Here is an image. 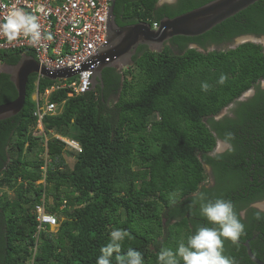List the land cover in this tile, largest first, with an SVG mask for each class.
I'll return each mask as SVG.
<instances>
[{
  "label": "trees",
  "instance_id": "obj_1",
  "mask_svg": "<svg viewBox=\"0 0 264 264\" xmlns=\"http://www.w3.org/2000/svg\"><path fill=\"white\" fill-rule=\"evenodd\" d=\"M211 1L179 0L173 7L157 6L159 0H116V22L152 26ZM245 35L264 36V0L202 36L175 37L171 42L178 53L170 47L160 53L148 50L135 56L123 73L106 68L103 93L100 86L79 96L55 91L49 102L58 105L57 114L43 119L47 142L36 129L37 75H32L23 111L0 121V187L15 193V198H6V192L0 197V263L97 264L111 231L123 229L130 237L120 254L132 249L142 254L144 264H158L162 248L175 250L198 227L211 226L199 215L198 205L188 207L207 179L205 165L213 167L220 183L203 190L208 199L232 201L239 206L237 214L264 201V90L257 86L264 81L263 45L247 42L208 52L187 48L196 43L206 50L211 43H231ZM22 55L35 57L32 49H23L0 52V59L12 66ZM221 75L227 77L223 85L218 83ZM136 79L145 85L131 99ZM55 82L41 79L39 93ZM204 82L211 86L207 92L201 89ZM252 88L256 95L241 105L238 119L215 120ZM112 95L117 101L110 108ZM16 97L9 76L0 72V104ZM227 132L234 133V151L212 158L217 140ZM56 135L74 137L81 144V153L71 152L73 166L66 163L65 144ZM43 179L45 183H38ZM172 193H177L175 204L169 200ZM48 197L54 201L48 211L62 221L56 232L43 231L37 241L33 210ZM255 212L248 210L246 225L238 215L246 235H241L239 247L228 241L223 253L235 264H255L244 245L248 239L254 255L264 262V213L257 220Z\"/></svg>",
  "mask_w": 264,
  "mask_h": 264
},
{
  "label": "built area",
  "instance_id": "obj_2",
  "mask_svg": "<svg viewBox=\"0 0 264 264\" xmlns=\"http://www.w3.org/2000/svg\"><path fill=\"white\" fill-rule=\"evenodd\" d=\"M114 0H0V22L13 6L22 9L25 13L34 15L40 25L41 41L33 46L23 36L9 43L6 37L0 36V52L32 49L35 58L41 67L57 71L62 69L80 70L86 62L94 59L107 39V25L110 8ZM158 23L152 28L157 29ZM52 39L48 40L47 36ZM3 63L0 59V69ZM93 64L91 67L76 76L58 79L57 83L39 93V83L44 79L37 74V91L35 102L37 104L34 117L37 119L36 129L45 133L43 119L48 115L57 114L58 105L50 103L49 99L57 90H69L70 96H79L91 91ZM56 138L65 144V148L74 154L82 152L81 144L75 139L56 135ZM44 159L48 163L47 144ZM44 178L46 166L42 168ZM38 183H45V179ZM0 190L5 189L0 187ZM2 193V194H3ZM1 194V195H2ZM66 202L64 203V205ZM63 208V207H62ZM46 199L37 204L33 210L38 222L35 238L38 241L43 231L58 228V217L48 211Z\"/></svg>",
  "mask_w": 264,
  "mask_h": 264
},
{
  "label": "water",
  "instance_id": "obj_3",
  "mask_svg": "<svg viewBox=\"0 0 264 264\" xmlns=\"http://www.w3.org/2000/svg\"><path fill=\"white\" fill-rule=\"evenodd\" d=\"M258 1L213 0L176 17H164L159 22L158 28L153 29L146 22L120 27L116 22V0H114L109 12L106 42L97 56L83 64L80 70H49L41 67L35 57L27 55H22L16 65L2 66L0 72L9 76L17 90V97L13 101L0 104V121L13 118L23 111L26 104L27 86L32 75L41 74L45 79L57 81L58 79L74 77L89 69L93 64L91 90H94L103 81V71L106 68H116L120 73H123L125 68L132 66L133 57L136 56L140 46L148 47L151 52L160 53L165 45L175 37L194 38L202 36ZM157 6H160L159 3ZM262 41L264 42V37L246 35L240 37L230 49L247 42L261 44ZM244 245L252 262L264 264L254 255L249 241L245 242Z\"/></svg>",
  "mask_w": 264,
  "mask_h": 264
},
{
  "label": "clouds",
  "instance_id": "obj_4",
  "mask_svg": "<svg viewBox=\"0 0 264 264\" xmlns=\"http://www.w3.org/2000/svg\"><path fill=\"white\" fill-rule=\"evenodd\" d=\"M0 36L6 37L9 43L23 36L30 44L36 46L41 41L40 25L36 16L13 6L3 17V22H0ZM47 39L51 40V35L47 36ZM226 80L227 77L221 75L218 83L223 85ZM210 87L207 82L201 85L202 91L205 92ZM234 138V133H225L223 140H217L216 147L210 156L220 158L225 152L234 151L231 144ZM176 195L177 193L170 194V203H176ZM197 205L199 215L214 227H198L195 234L188 237L186 243L183 239L180 240L175 250L162 248L158 254V264H179L178 258L183 261V264H235L234 258L223 254L224 242L230 241L232 245L239 247L240 237L245 232V225L239 219L234 204L230 200L221 198L211 200L205 193L198 192L193 195L188 207L193 210L197 208ZM252 206L257 209L254 213L255 219L260 220L264 213V202H257ZM128 237L130 233L126 230H112L109 243L100 249L101 255L97 264H113L114 253L116 254L115 264H144L143 256L138 251L129 249L126 255L120 254L122 243Z\"/></svg>",
  "mask_w": 264,
  "mask_h": 264
},
{
  "label": "flooded vegetation",
  "instance_id": "obj_5",
  "mask_svg": "<svg viewBox=\"0 0 264 264\" xmlns=\"http://www.w3.org/2000/svg\"><path fill=\"white\" fill-rule=\"evenodd\" d=\"M159 5L160 6H164V5H169V6H173V7H176L179 3V0H174V2H169V0H159ZM131 25V24H129ZM120 27H124V26H127V25H119ZM246 36V35H245ZM242 37V36H240ZM240 37H237L235 38L231 43H225L224 45H228L230 48L231 46H234L236 43H237V40L240 38ZM261 37H264V36H261ZM221 45V44H220ZM215 46H219L217 44H209V48H212V47H215ZM166 47H170L175 53H178L179 51V48L177 45H173V43L170 41L168 42L164 49ZM264 47V46H263ZM187 48H196V49H201V50H204L200 45L196 44V43H191L187 46ZM228 48V49H230ZM206 49V50H207ZM149 48L148 47H145V46H140L138 48V51H137V55H141L142 53L148 51ZM135 57V56H134ZM133 57V59H134ZM5 65V64H4ZM7 66V65H5ZM129 67L125 68V69H128ZM116 69V68H115ZM124 69V70H125ZM117 72H119L118 69H116ZM120 73V72H119ZM100 86V89L102 90V93H103V90H104V82L102 81L99 85L96 86V89ZM257 86L260 87V89L264 90V81L260 82V83H257ZM256 95V89L255 88H252L250 89L249 91L245 92L242 96H240L239 98H237L234 102L230 103L229 105H227L226 107H224L222 109V111L220 112V114H218L216 117H215V120L216 121H228L230 119L234 120V119H238V112L240 110V107L242 104H245V103H248L250 101H252V99L255 97ZM111 98H117L116 95H112ZM233 146V145H232ZM226 153V152H225ZM205 173L207 175V179L200 185L199 187V190L196 192H203V190H211V189H215L217 186H220V183H218V178L213 170V167L210 166V165H205ZM204 193V192H203ZM261 202H264V201H261ZM257 203V202H256ZM234 204V207L236 208H239V206H236L235 203ZM254 204V203H253ZM249 205L247 208L244 207L242 209H240V211H238V215L240 217L241 220L244 221V224L247 222V214H248V210L249 209H256L254 208L252 205ZM257 210V209H256ZM246 225V224H245ZM210 227H214V225H211ZM255 233V232H254ZM245 232H244V235L245 236ZM256 236V235H255ZM247 241H249V244L251 242V239H248ZM246 241V242H247ZM239 243H241V241H239ZM245 243V242H244ZM228 244V241H225L224 242V251L226 249V246ZM251 248V247H250Z\"/></svg>",
  "mask_w": 264,
  "mask_h": 264
},
{
  "label": "rangeland",
  "instance_id": "obj_6",
  "mask_svg": "<svg viewBox=\"0 0 264 264\" xmlns=\"http://www.w3.org/2000/svg\"><path fill=\"white\" fill-rule=\"evenodd\" d=\"M261 44L264 46V42L263 41L261 42ZM228 48H230L228 45L222 44V45H219V46H215V47L209 48L207 50H201V49H198V50L208 52V51H213V50L221 51V50H226ZM125 70H127V69H125ZM135 75H136L137 78H139L140 72H139L138 69H135ZM126 77H128V76L126 75ZM137 80L138 79H136V81H134V84H133V91H132V94L130 96L131 99H136L138 97V95H139L140 90L145 85V82L143 80H141V79L138 80V81ZM56 83L57 82H55V84ZM36 97H37V95H36V93H34L33 99H36ZM116 101H117V98H111V100L108 102V106L110 108L114 107V104L116 103ZM60 136H62V135H60ZM64 137H66V136H64ZM67 138L68 139H75L74 137L70 138L69 136ZM65 149L67 150V148H65ZM63 156H64V159H65L66 163L68 165H70V166H73V164L75 163V157L72 156L71 151H68V150L65 151V153L63 154ZM48 162H49V160H48ZM5 192H6V190L4 191V194H5ZM2 193H3V190H0V197L4 195V194L1 195ZM6 193H7V195L5 196L6 198H7V196L9 198H15V193L14 192L7 191ZM46 202H47L48 206H53L54 201H53V199L51 197L50 198L48 197L47 200H46ZM56 216L58 217L59 222L61 223L62 219L58 215H56ZM172 223L173 222H171V224ZM57 230H58V228H53V229H50V232H56ZM159 240H163V237H159Z\"/></svg>",
  "mask_w": 264,
  "mask_h": 264
},
{
  "label": "bare ground",
  "instance_id": "obj_7",
  "mask_svg": "<svg viewBox=\"0 0 264 264\" xmlns=\"http://www.w3.org/2000/svg\"><path fill=\"white\" fill-rule=\"evenodd\" d=\"M148 23V22H147Z\"/></svg>",
  "mask_w": 264,
  "mask_h": 264
}]
</instances>
